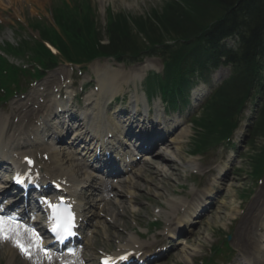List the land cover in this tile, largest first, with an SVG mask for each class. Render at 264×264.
<instances>
[{
    "label": "rangeland",
    "instance_id": "rangeland-1",
    "mask_svg": "<svg viewBox=\"0 0 264 264\" xmlns=\"http://www.w3.org/2000/svg\"><path fill=\"white\" fill-rule=\"evenodd\" d=\"M6 1L7 0H1L0 1V10L6 7ZM165 0H92V5L96 9V23H97V29L101 32H103L104 25H105V12L108 8H110L115 13H124L130 17L135 18L136 16L146 14L150 12V10L158 9L163 6V2ZM20 5L16 9H5L10 14L3 13V15L0 17V20L2 23L10 24V21L18 18L21 22H23V25L26 26V21L29 18H32L36 16L37 14L40 15L42 18H45L47 21L51 22L50 17V10L52 0H40L38 3H36V10H32V7L25 3L23 0ZM15 11L19 16H15ZM5 32L7 31H0V36L5 35ZM103 34V33H102ZM11 35L4 36V39H10ZM154 65H156V61L152 60ZM262 140H258L257 143L259 146H261ZM182 153L185 148H187V144L183 145ZM249 146L245 145V148L243 149V153L246 155L249 153ZM67 152V151H66ZM69 153V152H68ZM244 155V156H245ZM251 155V154H250ZM181 157H184L183 154H181ZM249 161L246 158H242L236 163V170L233 169V171L230 173V175L227 177L225 190L222 191L216 200L215 206L212 209L211 213L205 217L202 220V223L200 226L197 227V229L193 232V234L189 237V243L184 244L183 247H181L177 252L172 254V256L163 264H179L181 261L184 260L185 256L188 257L189 255H203L207 257L209 255V248L210 246H215L217 243L220 242L221 239L224 238V236H230L231 241L233 244V230L228 231L231 225H229L228 221V212L231 208L237 207L240 205V194L244 189L247 191L251 190L250 193L251 197L246 202L241 204V208L245 209L250 204L252 199L255 197L257 191L259 190V186H257V182L253 181L250 176L248 177L249 171ZM200 171L203 173L207 168L205 166L199 167ZM145 174L150 172L149 166L144 167ZM262 181H264V175L261 177ZM157 178H155L153 184H157ZM141 188H144L145 181L141 180L140 182ZM164 188H168V186H172L170 181L164 182ZM176 184L174 183L173 186ZM152 186H148L150 188ZM174 188L169 189L168 192L173 191ZM136 194L138 196L142 197L143 202H139L138 205L141 207L139 216H137L134 220L138 221L139 224H142L141 221L146 224L147 219L152 215L151 209H148L147 206L144 204L147 201V196H152L153 193H145L143 189L136 190ZM242 213V211H240ZM125 215H128V211L125 212ZM131 217V215H128ZM240 216V215H239ZM127 224H129L130 228V220H126ZM223 224H225L223 226ZM223 227V228H222ZM105 243V242H103ZM188 248V249H187ZM193 252H192V251ZM0 264H6V255L3 252H0ZM17 264H21L18 262Z\"/></svg>",
    "mask_w": 264,
    "mask_h": 264
},
{
    "label": "trees",
    "instance_id": "trees-1",
    "mask_svg": "<svg viewBox=\"0 0 264 264\" xmlns=\"http://www.w3.org/2000/svg\"><path fill=\"white\" fill-rule=\"evenodd\" d=\"M216 12L223 13L225 17L216 26L203 31L204 28L199 23H204L208 16L212 17L214 13L217 14ZM150 15L149 18H138L132 21L141 32L147 33L150 39L162 37V34L158 32L159 29L165 32L164 34L177 36L183 40L202 38L215 45L220 39L238 32L242 37L244 54L242 51L238 56L228 54L225 56H229L232 60L238 59L244 66H246L245 61H251L255 50L263 43L264 33L261 26L264 24V0H183V5L172 2L160 13L151 12ZM86 30L89 33L90 27ZM75 31L76 36L73 39L77 41L82 34L78 28H75ZM111 31H113V35L110 34L111 47L107 50L113 52L126 50L127 44L131 43L126 38L132 35L129 21L121 18L115 26L112 24ZM236 83L242 87L241 78ZM225 96L226 93L219 98L220 106L224 104ZM224 114L227 113L221 111L218 118Z\"/></svg>",
    "mask_w": 264,
    "mask_h": 264
},
{
    "label": "bare ground",
    "instance_id": "bare-ground-1",
    "mask_svg": "<svg viewBox=\"0 0 264 264\" xmlns=\"http://www.w3.org/2000/svg\"><path fill=\"white\" fill-rule=\"evenodd\" d=\"M34 2H39L40 0H33ZM147 68V66H144L143 69ZM94 74L97 76V82H98V92L97 93H90L87 97L88 106L83 110V119L87 118L90 119L91 123L100 127H106L110 125V122L108 119L104 117L105 112V105L107 102L112 100L116 96V94L119 92L118 90V83H117V77H119V72H114V70L110 68H98L94 69ZM124 76V75H123ZM122 76V77H123ZM127 76H129L130 81L135 83L136 80H139L137 71H133L129 73ZM134 99V105L140 101V98H133ZM142 100V99H141ZM132 103V105H133ZM145 105V100L142 102ZM146 106V105H145ZM158 113V112H157ZM85 117V118H84ZM22 120L24 119L23 116H21ZM99 118V119H96ZM103 118V119H102ZM156 122L151 121V126L154 125L158 128H165V126L173 127L174 123L172 121L165 122L162 124V121L160 120V113L157 114V119H155ZM150 122V123H151ZM150 123L148 126H150ZM176 123V122H175ZM178 124V123H177ZM113 125L116 127L117 122H114ZM126 126V125H125ZM119 127V125H118ZM117 128V127H116ZM99 131V128H98ZM166 131H170L167 129ZM82 134V131H78L75 133L74 137H78ZM165 135V134H162ZM161 135V136H162ZM189 135L188 130L181 131V133L178 136H175L174 138H170L169 142H163L161 144L167 143L165 145V148L163 152L159 155L158 153H155V156L157 159L162 161H169L174 158L170 154V149H172L176 152L179 150V144H182L184 140H186L187 136ZM184 139V140H183ZM168 141V140H167ZM50 153V167L47 169L49 171H56L57 174L65 176L68 180L74 181L76 185H81L82 182H80L81 178L85 177L84 184H90L91 178L87 175V170L85 169H79L77 166H75L74 162L72 160H69V158H61L60 153L55 151L54 149H48ZM11 155V153L9 154ZM69 157V156H68ZM83 171V172H80ZM137 176L140 174V170H137ZM169 172V173H168ZM168 172H163L161 169L157 170L156 173L162 174V175H171V170ZM130 183V186L134 184V179L131 178L128 181ZM209 191V190H208ZM206 191V192H208ZM205 194V193H204ZM264 187L257 193L256 199L254 203L252 204V207H250L246 213L244 214L241 222H244L241 236L235 237L234 241L236 245L239 247V249L242 248L243 255L248 256L250 264H264V261L257 260L259 256H264V245L258 246L259 241L254 238V229L258 226L260 215L264 212ZM88 204L85 203V206ZM183 207V204L179 206L180 210ZM199 207V204H197L196 207L192 209L193 212L196 211V208ZM176 210L174 209V212ZM174 214V213H173ZM257 233V232H256ZM13 257V253L10 256Z\"/></svg>",
    "mask_w": 264,
    "mask_h": 264
},
{
    "label": "snow or ice",
    "instance_id": "snow-or-ice-1",
    "mask_svg": "<svg viewBox=\"0 0 264 264\" xmlns=\"http://www.w3.org/2000/svg\"><path fill=\"white\" fill-rule=\"evenodd\" d=\"M50 207H53L55 209L54 205H50ZM67 219L69 222L63 226V231L66 234L68 233V229L71 227L70 215ZM60 228L61 225L58 223L53 230L58 231ZM21 230H23L24 233H30L32 239L38 240V237L36 236L35 232H33L31 229L24 228L23 225L18 224L13 217L0 216V239H11L14 243V246H16L21 251V253L25 254L30 258L31 247L38 245L26 244L24 242ZM45 255H47V252H45Z\"/></svg>",
    "mask_w": 264,
    "mask_h": 264
}]
</instances>
